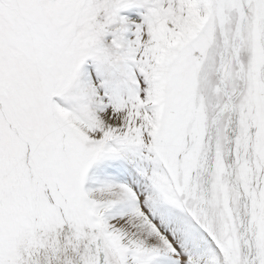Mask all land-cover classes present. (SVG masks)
<instances>
[{
	"label": "snow or ice",
	"instance_id": "6c2138e0",
	"mask_svg": "<svg viewBox=\"0 0 264 264\" xmlns=\"http://www.w3.org/2000/svg\"><path fill=\"white\" fill-rule=\"evenodd\" d=\"M0 264H264V0H0Z\"/></svg>",
	"mask_w": 264,
	"mask_h": 264
}]
</instances>
